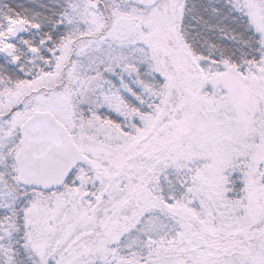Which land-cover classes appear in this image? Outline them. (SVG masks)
Segmentation results:
<instances>
[{"label":"snow or ice","instance_id":"obj_1","mask_svg":"<svg viewBox=\"0 0 264 264\" xmlns=\"http://www.w3.org/2000/svg\"><path fill=\"white\" fill-rule=\"evenodd\" d=\"M0 264H264V0H0Z\"/></svg>","mask_w":264,"mask_h":264},{"label":"trees","instance_id":"obj_2","mask_svg":"<svg viewBox=\"0 0 264 264\" xmlns=\"http://www.w3.org/2000/svg\"><path fill=\"white\" fill-rule=\"evenodd\" d=\"M23 2H27V0H23Z\"/></svg>","mask_w":264,"mask_h":264}]
</instances>
